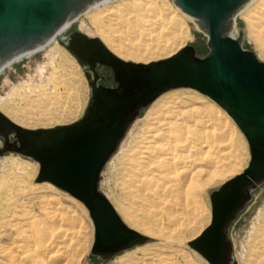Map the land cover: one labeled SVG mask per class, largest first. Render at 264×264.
Instances as JSON below:
<instances>
[{
    "label": "water",
    "instance_id": "1",
    "mask_svg": "<svg viewBox=\"0 0 264 264\" xmlns=\"http://www.w3.org/2000/svg\"><path fill=\"white\" fill-rule=\"evenodd\" d=\"M94 0H0V64L34 48ZM207 35L208 51L191 43L174 54L135 62L114 54L98 36L74 29L65 47L86 68L89 96L82 114L67 123L25 127L0 110V155L15 151L39 163L36 181H49L87 207L94 225L91 253L107 257L147 240L122 219L99 180L129 124L161 92L192 87L213 99L244 134L250 152L245 168L210 191L211 219L188 244L210 264H236L228 234L232 221L264 181V61L231 34L235 14L247 0H173ZM108 65L116 85L100 82Z\"/></svg>",
    "mask_w": 264,
    "mask_h": 264
},
{
    "label": "bare ground",
    "instance_id": "2",
    "mask_svg": "<svg viewBox=\"0 0 264 264\" xmlns=\"http://www.w3.org/2000/svg\"><path fill=\"white\" fill-rule=\"evenodd\" d=\"M115 1L118 0L92 1L78 15L66 20L45 41L14 54L0 64V74L14 63L59 41V35L71 31L72 24L80 16L94 9L96 12L90 15L103 41L115 54L135 62H149L164 58L165 55L170 56L190 36L188 23L178 16L170 2L127 0L114 6L109 4ZM175 7L181 10L179 6ZM237 12H244L255 26L260 24L264 27V0H247ZM236 31L234 23L231 34ZM66 36L59 41L62 45ZM259 43L264 48L262 39ZM51 65L55 67L54 61H51ZM45 70V65L39 67L42 75ZM57 72L55 67L54 72L48 75V83L36 87L41 89L39 93H35L36 88H32L30 94L25 93L31 101L28 104L32 106L29 113H32V108L46 113L44 111L50 95L58 94ZM75 73L79 76L78 72ZM51 83H54V88H51ZM161 94L141 108L135 117L145 113L140 118V132L131 133L133 139L120 146L134 118L114 151L117 153L112 166L117 174L118 192L113 193L112 198L126 217L136 222V228L143 227L147 233L162 241L157 249L152 250L151 246L141 248L138 253L141 251L142 257H137L136 252L120 258L117 264H183L175 255L167 253L166 249H174V244L181 243L189 234L191 240L200 234L203 210L197 199L203 188L213 184L217 178L226 177L238 167L239 156L232 130L229 129L231 124L220 108L195 105L196 97L193 96L186 99L180 95H163L158 98ZM80 104L78 101L69 114L75 116ZM0 107L2 112L6 110V104ZM145 109L148 110L144 112ZM11 115L18 124L29 125V122L22 121L21 115ZM65 118L62 114L45 118L41 115L34 125L58 124ZM15 162L10 163L9 170L16 168L21 176L28 174L24 165ZM3 180L0 187L9 190L6 186L8 180ZM51 184H45V187L54 189L55 186ZM39 186L23 189L32 196L24 198L22 211L17 212L14 210L16 204L12 205L11 219H5L7 228L0 231V264H76L75 259L82 246L81 236L85 235L76 226L82 218L68 210V207L60 209L59 199L41 193ZM74 198L70 196L72 201L78 203V198ZM15 216H19L20 220L12 221ZM261 222L242 259L244 264H264V219Z\"/></svg>",
    "mask_w": 264,
    "mask_h": 264
},
{
    "label": "rangeland",
    "instance_id": "3",
    "mask_svg": "<svg viewBox=\"0 0 264 264\" xmlns=\"http://www.w3.org/2000/svg\"><path fill=\"white\" fill-rule=\"evenodd\" d=\"M123 1L127 0H118L109 4L114 6L117 5V3ZM162 1H165L167 3L170 2L173 5V8L176 9L178 16L184 18L188 23V26L190 28V36L185 39V41L182 43V46H184L186 43H191L194 45L196 53L198 55H204L208 51L207 35L205 34V32L197 26L194 19L190 18L187 15L185 16L181 10H178L175 7L176 5L174 4L173 0ZM94 12H96V9L90 11L86 15L80 16V18L72 24V27L70 29H79L84 31L85 33H88L89 35L103 38L98 33L97 28L93 24L90 13L93 14ZM234 23L237 27V30L242 29L243 31L242 45L245 48L253 50L256 56L260 60L264 61V48H262L259 43V40L261 39L264 41L263 25L260 26V24H257V26H255L254 24H252L249 17L244 12L242 14L238 12L236 13ZM67 33L68 31H66L61 36L59 35L58 40H62ZM164 57H167V55H165ZM75 58L76 57L64 45H62L61 42L54 41L46 48L37 52L35 55L28 57L20 62H16L8 67L4 73L0 74V105L6 104V110H3V113H5L10 119L15 122L17 121L11 114L21 115L22 121L29 122V125L24 123V126L26 125L27 127L31 128L43 126L41 124L34 125V123H36V120H38V117L41 118V115L45 118L51 115L58 116L62 114L66 118L63 121L58 122V124L71 122L77 119L82 114L86 106L89 96V86L83 68L82 66H80V64H78V61ZM51 61H54L55 67H57L58 69V94L50 95L49 102L46 104L47 107H45V114L41 113L37 108H32V113H29V109L32 106L28 105L31 101L26 98L25 93L30 94L32 88H38L40 85L48 83V75L50 76L51 73L55 70V67L51 65ZM41 65L46 66L44 75H42L39 71V67ZM98 69L99 71L104 70L103 67H99ZM75 72H78L79 76H77ZM37 88L35 90V93H39L41 90ZM51 88H54V83H51ZM163 92H161L162 94L158 98L163 95H180L186 99L189 96H193L196 97L195 105L207 106L209 109L212 107H216L218 109L220 108L225 113V116L228 118V121H230L231 124L229 125V129L232 130L231 133L233 134L234 138L235 150L239 156L238 167L235 171L229 172L226 177L217 178V180L213 184H210L206 188H203L201 195L198 197L197 202L200 209L203 210L201 220L202 232L211 219V202L209 196L210 191L217 188L223 181L236 175L245 168L250 158L248 143L244 134L237 126V124L232 120V118L227 115V113L221 108L219 104H217L206 94L192 87L185 86L169 88ZM78 101H80L81 104L79 109H76V115H70L69 112L75 109ZM217 105H219L220 107ZM20 110H22V112H20ZM55 124L57 123L48 124L45 126H52ZM141 124L142 120L140 119L132 126L130 130L131 132L128 133L127 137L122 142V145L124 143L127 144V142L133 139V136L130 135L131 133L134 134V132H140ZM2 143L3 139L0 137V146H2ZM116 153L114 155L112 154L113 157H110L102 168L101 177L99 180V188L108 197V199L114 205L126 224H128L132 228L137 229L142 234L148 236L146 241L137 243L128 248L121 249L118 252H115L114 254L107 257H101L97 254L91 253L90 248L94 240V225L87 207L79 199H77L78 203L72 201L70 199V196L72 195L68 191L54 184H52L55 186L54 189L45 187V184L48 183V181H36L39 163L32 157L20 154L15 151H6L3 155H0V173L2 174H0V182L3 180V178L4 180H8L6 186L9 187V190L5 186V188L0 187V231H3L7 228V226H5V222L7 220L5 219H11L9 215L13 208L12 205L14 206L16 204L15 206L17 208H15L14 210H16L17 212L22 211L23 200H25L24 198L32 196L28 195L27 191L25 192L23 189H29L31 186L37 187L38 185H40L41 187L39 186L38 190L41 193L57 198V200L59 199L60 203H58V207L60 209L63 207H68V210L74 211L75 214H78L82 218L81 223L76 224L77 229L85 234L81 236L80 244L82 246L80 248V254L77 255L78 258L75 259L76 264H117L120 258H126L136 252L137 257H142L143 253L141 251L140 253H138L141 248L151 246L152 250L157 249L159 243H161L162 240L154 235L147 233L143 229V227L136 228V222L133 219H128L117 206L115 199H113L114 195L112 194L118 192L117 174L114 167L112 166V161L116 157ZM12 161H16L15 164L20 163V165H24L25 169H27L28 171V174L26 173L21 176L20 173H17L16 168H14L13 170H9L10 163ZM1 193L4 194L2 195ZM10 194H12L13 196ZM38 194L40 193H37L36 195ZM35 201L37 202L38 199H35ZM262 219H264V181L258 184L252 190L250 200L245 204L244 208L239 211L238 215L232 221L229 227L228 234L232 243V254L233 258L236 261V264H244L242 259L246 256L249 242L252 238L255 237V233L257 234L256 231L262 223ZM19 220V216H15L12 218V221L14 222ZM190 240L191 237L189 234V236L187 235V237L184 238L181 243L178 242L174 244V249H166V252L175 255L183 264H210L200 252H198L188 244Z\"/></svg>",
    "mask_w": 264,
    "mask_h": 264
},
{
    "label": "flooded vegetation",
    "instance_id": "4",
    "mask_svg": "<svg viewBox=\"0 0 264 264\" xmlns=\"http://www.w3.org/2000/svg\"><path fill=\"white\" fill-rule=\"evenodd\" d=\"M82 31V30H81ZM84 32V31H83ZM86 34H88V33H86ZM89 35V34H88ZM90 36H92V35H90ZM100 38V37H99ZM102 41H103V39L102 38H100ZM59 42V41H58ZM104 42V41H103ZM104 44L113 52V50L104 42ZM114 53V52H113ZM115 54V53H114ZM117 55V54H116ZM117 56H119V57H121V58H123V59H125V60H131V59H126V58H124V57H122L121 55H117ZM76 59V58H75ZM77 60V59H76ZM78 61V60H77ZM133 61V60H132ZM78 64H80L79 62H78ZM80 66H82L81 64H80ZM99 67H103L104 68V70H101V71H99ZM83 68V67H82ZM96 69H97V71H98V73L100 74V75H102L103 77L100 79V82H102L103 84H105V85H107V86H113V85H116V81H115V79H114V77H113V73H112V70H111V68L108 66V65H105V64H98L97 66H96ZM86 70V68L85 69H83V71H85ZM104 71V72H103ZM89 86V85H88ZM151 106V105H150ZM149 109V108H148ZM147 109V110H148ZM146 109H145V111L144 112H146L147 111ZM144 114L145 113H143V116H144ZM140 116H138L137 118H135V120L132 122V124L130 125V127H129V129H128V131H127V133H126V135H125V137H124V139L127 137V135H128V133L129 132H131L130 130H131V128H132V126L135 124V122H137V120H139L140 118H142V115H141V117L139 118ZM124 139H123V141H124ZM122 141V142H123ZM3 144V143H2ZM122 145V143L120 144V146ZM119 146V147H120ZM46 184H50V183H46ZM52 185V184H51ZM72 197V196H71ZM72 198H74V197H72ZM75 199V198H74Z\"/></svg>",
    "mask_w": 264,
    "mask_h": 264
}]
</instances>
